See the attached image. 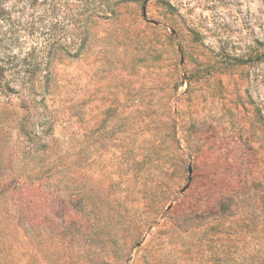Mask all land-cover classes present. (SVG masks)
Listing matches in <instances>:
<instances>
[{
	"label": "rangeland",
	"instance_id": "obj_1",
	"mask_svg": "<svg viewBox=\"0 0 264 264\" xmlns=\"http://www.w3.org/2000/svg\"><path fill=\"white\" fill-rule=\"evenodd\" d=\"M0 46V264H264V0H1Z\"/></svg>",
	"mask_w": 264,
	"mask_h": 264
},
{
	"label": "trees",
	"instance_id": "obj_2",
	"mask_svg": "<svg viewBox=\"0 0 264 264\" xmlns=\"http://www.w3.org/2000/svg\"><path fill=\"white\" fill-rule=\"evenodd\" d=\"M33 1V3H35V4H37V3H39L41 0H32ZM42 1H45V2H48L49 0H42ZM51 1H54V0H51ZM128 1H134V0H120V2L121 3H125V2H128ZM0 4H1V0H0ZM40 5V4H39ZM101 10H102V13H103V11H104V9L103 8H106L105 9V12H106V14H107V12H110L111 14H114V9H113V6H111L110 4H108V5H106V6H104V7H99ZM86 24H87V22H85V25H83V26H86ZM82 29V27L81 26H76L75 27V30H81ZM85 32V30L83 31V32H81L82 34ZM84 41H85V39H82V43H84ZM75 45H76V43H74L72 46H71V49L73 50V51H76V49H75ZM82 45V44H81ZM81 47V46H80ZM79 47V48H80ZM70 49V50H71ZM2 50H3V47L2 46H0V55H2ZM65 51H68V49H64ZM72 51V52H73ZM72 52H70L69 51V55L70 56H75V55H77L78 54V52H79V50H77V52L76 53H74L75 55H72L73 53ZM8 70V62L5 60V58L4 57H1L0 56V77H2V78H4L5 77V73H6V71Z\"/></svg>",
	"mask_w": 264,
	"mask_h": 264
}]
</instances>
